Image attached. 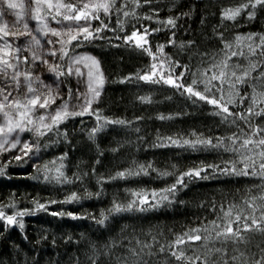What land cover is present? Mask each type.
<instances>
[{
    "label": "snow or ice",
    "instance_id": "6c2138e0",
    "mask_svg": "<svg viewBox=\"0 0 264 264\" xmlns=\"http://www.w3.org/2000/svg\"><path fill=\"white\" fill-rule=\"evenodd\" d=\"M129 4L133 5L131 11ZM157 0H27V5L21 0H0V157L15 151L17 155L7 161L0 162V178L7 176L9 167H23L30 161L38 160L40 151L38 139L22 141L20 134L29 133L36 138L47 136L53 131L67 138V133H60L59 128L65 121L74 117L94 116L97 125L89 133V139L94 140L97 133L105 130L109 125L131 126L134 121L122 118L111 119L105 117L99 108L93 105L100 101L105 84L108 82L101 61L86 52L77 49L85 45H94L97 41H105L110 47H130L140 54L151 57L152 62L144 69L129 73L118 82L122 84L164 85L174 89L181 96L186 97L193 105L204 103L211 106L210 115L218 117L220 124L229 128L234 127L230 135H207L203 132L193 131L184 136H160L152 147H177L186 151L203 152L216 151L231 153L233 158L222 161L221 164H207L201 162L198 166L186 171L177 172L176 165L173 171H158L151 162L139 164L135 168L118 171L115 175L99 177L97 184L101 186L106 182L117 179H127L131 176L151 175L156 172L160 178L175 177L174 182L159 190L132 191L128 190L132 199L127 203L113 200L112 206L105 212L101 210L99 218L91 213L78 215L72 212H49V207L54 204L79 203L81 199L100 197L103 191L92 193L85 189L84 195L72 192L64 200H49L44 203L39 198H32L31 209H18L15 193L9 203H0V223L4 230L15 226L24 229V217L35 216L38 212L47 213L53 217H69L71 219H93L97 224L104 226L114 215L166 206L175 202L179 192L197 180H207L209 175L259 177L264 181V123H257L254 118L264 120V92L256 89L264 88V33H247L237 35L233 42L226 40L224 32L219 28L214 29V35L222 44L221 51L224 58L217 62L208 63L206 53L200 54V63L207 65L193 71L190 63H181L173 59L165 48L178 46L183 49L192 47L195 41L181 42L177 45L175 29L177 21L190 13H181L175 17L159 18V7H155ZM148 6L151 14H145L142 19L154 20L160 25L149 28L141 25L130 34L125 32L127 21L120 18L133 17L139 21L136 9ZM19 9V11H16ZM264 11V0H242L239 6L223 9L221 24L224 21H237L240 16H245L248 22L257 19L258 13ZM6 15H13L14 20H5ZM116 17V27H111V20ZM37 22V29L46 40L47 47L41 45V40L29 27L28 21ZM108 20L109 23H105ZM54 22L59 27H51ZM98 22V26H95ZM203 23V21H201ZM165 29L171 32L166 44L150 43L149 37ZM106 32H113L112 37ZM116 33H123L119 35ZM21 37H29L23 47L15 44ZM11 38V39H9ZM54 38V39H53ZM117 40L120 43L113 44ZM33 46L43 48V52L33 51ZM27 48L31 51V61H39L45 66L46 71L53 75L52 83H45L40 75L34 74L31 65L28 70H21L23 64H29L28 56H21ZM155 48V51H153ZM256 57L258 63L252 64L250 70H243L238 63L230 64L234 57ZM64 62V63H61ZM240 69L241 74L230 69ZM253 72H258L253 76ZM75 77L78 87L75 91L67 88L62 94L61 86L66 85L68 78ZM250 84L252 92L241 95L240 86ZM83 86L84 91L80 90ZM226 87L230 91H225ZM170 98V97H169ZM239 98V100H237ZM141 103H152L150 96H138ZM57 101H60L58 104ZM248 105L242 111H236L237 105ZM55 106V107H54ZM160 120L172 119L163 114L156 117ZM143 120L144 117H136ZM83 122V121H82ZM139 132L140 129L136 128ZM47 147V145H44ZM114 152L117 149H112ZM103 153H100L102 155ZM67 153L48 161L44 164L33 163L35 175L27 178L46 183L72 184L74 180L83 182V175L74 173V180L65 174ZM97 164L100 160L97 159ZM95 168L92 172L95 173ZM258 187L264 188V184ZM251 190H249L250 192ZM251 211L244 213L239 205H216L221 215L209 225L191 227L182 233L175 234L174 239L167 245H159L152 251V244H143L139 251L135 248L128 249L130 255L116 257L115 264H264V247L256 245L257 252L250 251L253 239L259 235L264 237V194L259 196L249 194L243 201ZM12 209V214L7 210ZM2 236V233H0ZM27 239V236L24 237ZM46 240L47 236L41 237ZM72 238L69 236L68 241ZM155 241V237H153ZM199 242L202 252H197L193 244ZM216 242L220 247H216ZM40 243V240H37ZM55 243V241H53ZM139 244L140 242L137 241ZM231 246L234 253L229 254ZM109 252L113 245L105 246ZM93 257L89 258L90 264H99L101 253L97 252L95 245ZM244 248L245 251H241ZM147 249L148 251H145ZM192 254H189V253ZM247 252V254H246ZM165 254L163 261L153 258L157 254ZM108 255V252L103 253Z\"/></svg>",
    "mask_w": 264,
    "mask_h": 264
},
{
    "label": "trees",
    "instance_id": "16d2710c",
    "mask_svg": "<svg viewBox=\"0 0 264 264\" xmlns=\"http://www.w3.org/2000/svg\"><path fill=\"white\" fill-rule=\"evenodd\" d=\"M242 0H157L155 7H159V18L177 16L181 13H190L177 21L175 40L177 45L181 42L195 41L192 47L183 49L178 46H169L165 51L173 59H179L181 63H190L193 71L204 68L207 65L200 63V54L206 53L208 63L219 62L224 58L221 51L222 44L214 35V29L219 28L224 32L227 41L233 42L235 36L247 33H264V11L258 13L257 19L248 22L245 16H240L237 21H224L221 24V12L229 7H236ZM134 6L129 4L128 10ZM139 21L133 17H123L127 21L125 32L128 34L134 30L133 25H141L149 28L159 27L154 20H144L145 14H151L148 6L136 9ZM203 21V23L201 22ZM105 23H109L105 20ZM98 26V22H95ZM111 27H116V17L111 20ZM112 37L113 32H106ZM123 35V33H116ZM171 32L165 29L156 32L149 37L150 43L166 44ZM113 44L120 41L113 40ZM92 53L101 61L108 82L105 84L100 101L93 105L99 108L105 117L134 121L131 126L109 125L105 130L96 134L94 140H90L88 133L96 127L94 116L74 117L65 121L59 128L60 133L53 131L45 137L36 138L29 133H24L29 141L38 139L40 151L38 160L30 161L23 167H9L7 176L0 178V203H9L12 194L15 193V201L18 209H31L32 198H39L41 203L49 200L61 201L72 192L84 195L85 189L92 193L103 191L100 197L81 199L79 203L54 204L49 207V212H72L78 215L91 213L99 218L101 210L109 209L113 200L127 203L132 199L128 190L150 192L165 188L174 182L175 177L160 178L156 172L145 176H131L127 179H117L106 182L101 186L97 184L99 177L115 175L124 169L135 168L139 164L151 162L158 171H173L172 165H176L177 172L198 166L201 162L207 164H221L229 160L231 153L203 151L192 152L177 147H152L160 136H184L196 131L207 135H230L236 129L221 125L218 117L210 115L211 106L204 103L193 105L186 97L181 96L174 89L164 85L122 84L118 81L135 73L138 69H144L152 62L151 57L142 55L130 47H110L105 41H97L94 45H85L81 49ZM155 51V48H153ZM64 63V62H61ZM230 64L238 63L243 70H250L252 64L258 63L256 57H234ZM241 74L240 69L232 68ZM258 72H253L256 76ZM66 88L72 87V80L68 78ZM241 95L251 93L250 84L239 88ZM225 91H230L226 87ZM257 92H264V88H257ZM150 96L152 103H141L138 96ZM170 97V98H169ZM239 100V98H237ZM237 105L236 111H242L248 105ZM264 107V104L261 105ZM170 116L172 119L160 120L159 115ZM144 117L136 120V117ZM257 123H264L261 118H254ZM83 121V122H82ZM139 128L140 131H135ZM47 145V147H44ZM112 149H117L115 152ZM67 153L65 174L74 180L73 174L83 175V182L76 181L72 184L46 183L27 178L35 175L33 163L44 164ZM100 153H103L100 155ZM17 154H4L0 162L7 161ZM97 159L100 163L97 164ZM95 168V173L92 169ZM264 184L259 177H235L222 175H209L207 180H197L190 183L186 189L179 192L174 203L151 209L145 212L132 211L112 216L104 226L97 224L93 219H71L65 217H53L44 212H38L35 216L24 217V229L15 226L4 230V224L0 223V264H90L89 258L93 257V248L101 253L99 264H115L116 257L130 255L128 249L135 248L139 251L143 244H152V251H156L159 245H167L175 234L182 233L188 228L199 225H209L221 215L216 205H239V208L247 212L251 211L243 201L249 194H264V188L258 187ZM249 190H251L249 192ZM8 209V214H12ZM27 236V239L24 237ZM47 236V239L41 237ZM71 237V242L68 237ZM155 237V241L153 240ZM40 240V243H37ZM55 241V243H53ZM137 241L140 243L138 244ZM264 247V237L257 235L250 245L251 252H257L256 245ZM113 245L110 252L105 247ZM216 242V247H220ZM197 252H202L199 242L193 244ZM145 251H148L145 249ZM241 251H245L241 248ZM108 252V255L103 253ZM229 254L234 253L231 246ZM189 254H192L191 252ZM247 254V252H246ZM155 259L163 261L165 254L158 253Z\"/></svg>",
    "mask_w": 264,
    "mask_h": 264
},
{
    "label": "rangeland",
    "instance_id": "374dc122",
    "mask_svg": "<svg viewBox=\"0 0 264 264\" xmlns=\"http://www.w3.org/2000/svg\"><path fill=\"white\" fill-rule=\"evenodd\" d=\"M17 2L19 3V2H21V0H17ZM23 2L25 3V5H27V0H23ZM16 11H19V9H17ZM5 20H9V21L14 20V16L13 15H6ZM28 23H29V27L34 30V34L41 40V45L46 48L47 47L46 40L48 38H51V37H44L38 31H35L38 27L37 22L30 20V21H28ZM50 26L51 27H59L54 22H51ZM9 39H11V38H9ZM28 40H29V37H21L15 41V44L23 47L25 44H27ZM32 50L37 51V52H41V53L43 52V48H37L36 46H33ZM78 52H86V53L93 55L92 53H90L86 50H78ZM21 56H28L29 57V64H23L21 70L26 71L29 69V67L31 65V70L33 71L34 74L40 75L41 78L45 81V83H52L53 75L51 73H48L46 71L45 66L41 65V63L39 61H35L34 63L31 61V51L29 49L24 48V51L21 53ZM70 79L72 80V87L71 88L75 91V89L78 87L77 79H79V78L70 77ZM80 90L84 91V88L82 85L80 86ZM61 92H62V94H66L67 88L65 87V85L61 86ZM57 103L59 104L60 101H57ZM20 136H21L22 141H28L25 138L24 133L20 134ZM7 154H17V152L12 151V152H9Z\"/></svg>",
    "mask_w": 264,
    "mask_h": 264
}]
</instances>
